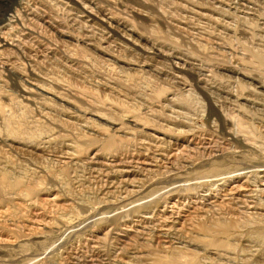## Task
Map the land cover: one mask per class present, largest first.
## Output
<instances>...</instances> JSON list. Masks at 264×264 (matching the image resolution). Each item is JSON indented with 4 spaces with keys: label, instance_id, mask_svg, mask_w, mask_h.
<instances>
[{
    "label": "rangeland",
    "instance_id": "1",
    "mask_svg": "<svg viewBox=\"0 0 264 264\" xmlns=\"http://www.w3.org/2000/svg\"><path fill=\"white\" fill-rule=\"evenodd\" d=\"M0 264H264V0H0Z\"/></svg>",
    "mask_w": 264,
    "mask_h": 264
},
{
    "label": "bare ground",
    "instance_id": "2",
    "mask_svg": "<svg viewBox=\"0 0 264 264\" xmlns=\"http://www.w3.org/2000/svg\"><path fill=\"white\" fill-rule=\"evenodd\" d=\"M152 161V160H151ZM156 161H158L157 159H156ZM156 161H153V162H156ZM149 163V162H148ZM151 164H153V163H151Z\"/></svg>",
    "mask_w": 264,
    "mask_h": 264
}]
</instances>
